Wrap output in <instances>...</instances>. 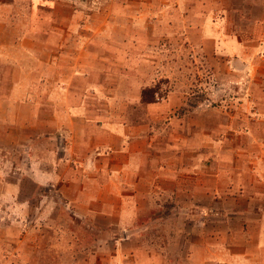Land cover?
I'll list each match as a JSON object with an SVG mask.
<instances>
[{
    "label": "rangeland",
    "instance_id": "1",
    "mask_svg": "<svg viewBox=\"0 0 264 264\" xmlns=\"http://www.w3.org/2000/svg\"><path fill=\"white\" fill-rule=\"evenodd\" d=\"M249 5L0 0L1 79L9 64L55 88L34 68L79 57L68 105L145 143L124 173L97 142L85 170L52 92L23 125L0 121V264H264V11Z\"/></svg>",
    "mask_w": 264,
    "mask_h": 264
},
{
    "label": "crops",
    "instance_id": "2",
    "mask_svg": "<svg viewBox=\"0 0 264 264\" xmlns=\"http://www.w3.org/2000/svg\"><path fill=\"white\" fill-rule=\"evenodd\" d=\"M250 4L249 9H263L264 11V0H245ZM254 20H262V16H254ZM29 26V25H28ZM30 27L28 28V35L30 33ZM41 31V29L39 30ZM27 35V34H26ZM23 38H20V41H23ZM47 43L48 40L43 41ZM233 43V41H232ZM79 57L75 59L74 64H70L69 74L64 68V63H62L59 57H53V59L45 60L44 63L41 62L37 68L35 67V71L46 66H52L54 69V79H55V88L48 84L47 79L45 82L40 84H35L32 81L31 74L34 70L28 71L27 75H23L21 79L16 76V69L19 72L18 68H10L9 64L5 65V70L8 69V73L12 74V78H9L6 81V74L4 72L2 79H1V72H0V121L4 123H19L23 125V123L31 118L32 114L38 110L40 101L36 100L35 97L40 95L38 98L41 99L43 97H48L50 95H57L60 97V104L56 103L55 108V116L56 120L59 121V115L62 114L65 109L71 112L69 116V121L67 122V127L71 131L69 138L71 139V149L72 147H76V152L84 151L85 154L83 155L84 158V167L85 170L88 169L87 165V156L89 155L92 150L96 147L99 142V145L102 147H107L108 149L117 150L119 153L122 154V166L119 167V171H123L124 173L130 171L131 168L134 166L133 169H136L139 165L136 162H142L143 159V146L144 142L142 143H134L132 144L131 141L125 139L127 128L128 126L120 125L115 126L109 123H102L97 124L95 127V122L90 121L88 116L85 118L80 117L83 115L85 111V104L78 103H70L68 105V98L73 97L74 94L72 93V89L70 87L71 79L77 74L80 73L78 69L77 60ZM6 61V60H5ZM6 63V62H5ZM47 81V82H46ZM67 84V85H66ZM42 85V86H41ZM37 87H42L39 92H35ZM54 88V89H53ZM53 90V91H52ZM64 98V99H63ZM59 123V122H58ZM22 125H20L22 127ZM98 129L102 133V137L98 138L95 136L94 129ZM137 129V128H135ZM141 128L135 131L134 136L136 141H141L142 132ZM107 136V137H105ZM117 138L116 146L113 148V144H111V140ZM114 159V158H112ZM120 161V160H119ZM134 171V170H133Z\"/></svg>",
    "mask_w": 264,
    "mask_h": 264
}]
</instances>
